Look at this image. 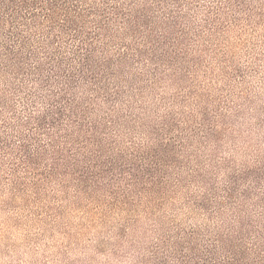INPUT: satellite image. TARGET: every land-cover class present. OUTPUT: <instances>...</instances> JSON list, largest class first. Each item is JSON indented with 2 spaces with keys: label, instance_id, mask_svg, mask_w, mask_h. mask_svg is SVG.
<instances>
[{
  "label": "clouds",
  "instance_id": "9594fccd",
  "mask_svg": "<svg viewBox=\"0 0 264 264\" xmlns=\"http://www.w3.org/2000/svg\"><path fill=\"white\" fill-rule=\"evenodd\" d=\"M0 264H264V0H0Z\"/></svg>",
  "mask_w": 264,
  "mask_h": 264
}]
</instances>
